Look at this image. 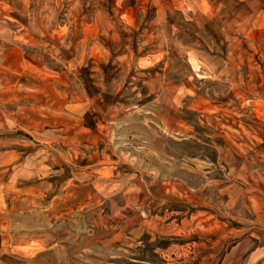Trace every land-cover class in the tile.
<instances>
[{"label": "rangeland", "instance_id": "rangeland-1", "mask_svg": "<svg viewBox=\"0 0 264 264\" xmlns=\"http://www.w3.org/2000/svg\"><path fill=\"white\" fill-rule=\"evenodd\" d=\"M0 0V264H264V0Z\"/></svg>", "mask_w": 264, "mask_h": 264}, {"label": "crops", "instance_id": "crops-1", "mask_svg": "<svg viewBox=\"0 0 264 264\" xmlns=\"http://www.w3.org/2000/svg\"><path fill=\"white\" fill-rule=\"evenodd\" d=\"M246 2H251L252 0H245ZM245 1H243V2H245Z\"/></svg>", "mask_w": 264, "mask_h": 264}]
</instances>
